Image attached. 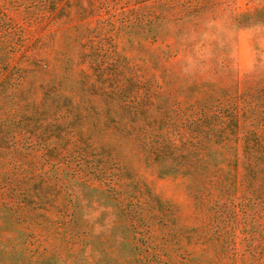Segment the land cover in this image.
<instances>
[{
  "label": "rangeland",
  "instance_id": "rangeland-1",
  "mask_svg": "<svg viewBox=\"0 0 264 264\" xmlns=\"http://www.w3.org/2000/svg\"><path fill=\"white\" fill-rule=\"evenodd\" d=\"M0 264H264V0H0Z\"/></svg>",
  "mask_w": 264,
  "mask_h": 264
}]
</instances>
